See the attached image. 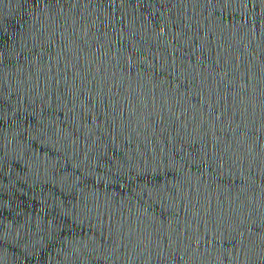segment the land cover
Returning <instances> with one entry per match:
<instances>
[{
    "label": "water",
    "instance_id": "water-1",
    "mask_svg": "<svg viewBox=\"0 0 264 264\" xmlns=\"http://www.w3.org/2000/svg\"><path fill=\"white\" fill-rule=\"evenodd\" d=\"M0 264H264V0H0Z\"/></svg>",
    "mask_w": 264,
    "mask_h": 264
}]
</instances>
